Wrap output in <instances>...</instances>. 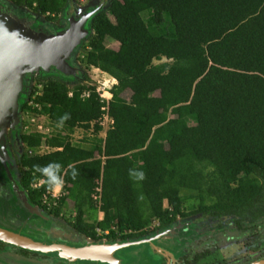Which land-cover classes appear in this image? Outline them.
Wrapping results in <instances>:
<instances>
[{
	"label": "trees",
	"instance_id": "16d2710c",
	"mask_svg": "<svg viewBox=\"0 0 264 264\" xmlns=\"http://www.w3.org/2000/svg\"><path fill=\"white\" fill-rule=\"evenodd\" d=\"M10 1L48 22L68 5ZM89 28L83 63L115 84L101 101L85 75L71 86L40 81L34 102L53 131L20 140L28 150L41 144L58 150L23 155L19 184L31 201L50 188L35 166L58 164L59 206L76 211L73 228L82 237L93 238L97 228L109 238L123 231L138 238L151 232L152 221L162 228L177 216L227 221L236 239L257 234L264 227V0H109ZM34 91L28 86L26 95ZM103 106L112 123L98 138ZM73 128L90 130L88 148L69 144ZM37 179L43 184L30 189ZM96 180L99 221L90 200ZM188 199L194 207L184 212Z\"/></svg>",
	"mask_w": 264,
	"mask_h": 264
},
{
	"label": "rangeland",
	"instance_id": "374dc122",
	"mask_svg": "<svg viewBox=\"0 0 264 264\" xmlns=\"http://www.w3.org/2000/svg\"><path fill=\"white\" fill-rule=\"evenodd\" d=\"M109 0H68V5L62 10V12L56 17L55 21L48 22L41 15L33 14L30 10L23 7H16L12 4L10 0H0V9H5L15 15L17 18H24L29 21L30 27L32 30L36 32H41L44 34H54L57 31H63L68 26V20H79L81 17L86 14H91V16L86 20L83 25V28L86 30V36L79 40V43L71 50L68 57L66 58V63L74 69V73L72 75H63L57 71L50 72H36L30 73L28 75H23V83H24V93L23 100L26 96V92L28 91V86L39 85L40 81L44 78H53L59 81H65L68 85H74L77 82H82V76L85 75L89 83L95 87V89L99 92V94L104 93L106 88H110L115 82L112 81L106 74L93 70L91 67H87L83 63L84 52L82 50L83 46L87 43V37L91 34V30L88 28V22L93 15L97 12L104 10L108 4ZM78 9H81V12H78ZM142 18L145 19L146 16L142 15ZM105 45L107 47L115 48V42L106 39ZM160 62H165L164 59L161 61H153L152 64H157ZM129 91H125L121 94V96L126 99L129 96ZM105 96V95H104ZM22 100V101H23ZM21 102V100L19 101ZM21 104V103H20ZM20 106V105H19ZM19 126L15 127V130L18 135L24 132L21 124L23 123V118L21 117V111L19 114ZM76 135L81 137L80 142L82 148H88L89 140L92 135L90 130H76ZM99 134V133H98ZM8 137V133L5 135ZM4 136V139H5ZM98 137V136H97ZM101 137V134H99ZM8 139V138H7ZM6 156H8V165L10 166V174L8 182L15 185V181L18 178L17 171L23 168V158H19L11 151H8ZM13 178V179H12ZM0 184L3 186H7L6 180L4 179L3 173L0 168ZM0 188V228L11 230L14 232H19L21 234L32 237L36 240L47 241V242H63L66 244L73 245L74 242L78 241V238L75 235V230L73 228L74 217L73 210L64 205L61 210V216L53 218L52 220L48 218H41L38 213L34 217L30 219V223L27 222L28 228H26L25 224H20L19 221H24L25 213L22 211L18 204V196L15 192H11L9 188ZM13 187V188H14ZM13 191H15L13 189ZM181 194L184 195H193V192L181 191ZM194 207V199H188L183 202V210L184 212L189 211ZM26 209V208H25ZM27 210V209H26ZM28 211V210H27ZM31 213V211H30ZM38 214V215H37ZM191 218V217H190ZM176 220H181L180 218H176ZM184 220H187L185 218ZM87 222V220H84ZM48 222V223H46ZM227 221H222L220 223L221 231H224L225 234H235V231H231L230 227L227 225ZM157 222L152 221L147 228H156ZM195 224L190 225L188 229L178 233L180 237L175 238L177 244H180L177 248L179 253H181L185 248H191L193 242L196 241V235H194L192 228ZM146 228V229H147ZM115 230V229H114ZM126 232V231H125ZM103 235H98L100 239ZM186 239V240H185ZM167 240V239H166ZM169 240V239H168ZM167 240V241H168ZM1 242V241H0ZM119 242L114 241L112 243ZM175 242V243H176ZM171 245L170 242H167ZM2 248L0 250V263L2 264H73V263H83V262H70L65 260H60L56 258H50L45 255H39L37 257L32 256H22L20 253L21 250L34 252L19 246H14L5 242H1ZM90 244H101V243H90ZM105 244H111V242H105ZM144 245L142 243L137 244L136 248H128V249H120L114 252L113 256L114 260L117 262H121L118 260L119 257L115 256L116 253L123 255L122 262L124 264H129L132 262L130 257H134L137 260L138 264H168L167 262L161 263L162 261L159 257H154L149 255L145 248H142ZM141 248V249H139ZM126 252V253H123ZM253 252V257H263L264 256V227L260 228L252 237H244L240 240L233 241L231 243H224L220 247V252L212 254V257L209 259H203L198 261L196 264H207L210 261H214L216 264H238L241 260L242 256L247 257L249 253ZM35 253V252H34ZM47 257V258H46ZM121 259V257H120ZM175 259V257H173ZM90 261V260H86ZM84 261V262H86ZM236 263H235V262ZM96 262V261H93ZM101 263V262H99Z\"/></svg>",
	"mask_w": 264,
	"mask_h": 264
},
{
	"label": "water",
	"instance_id": "95a60500",
	"mask_svg": "<svg viewBox=\"0 0 264 264\" xmlns=\"http://www.w3.org/2000/svg\"><path fill=\"white\" fill-rule=\"evenodd\" d=\"M78 12H81V9H78ZM92 13L77 21L69 19L68 26L63 31L44 34L32 30L31 23L26 19H19L9 11L0 9V129L4 123L8 124L9 129L15 128L18 124L17 107L24 89L23 75L38 71H57L64 75L74 73V69L66 63V58L79 40L86 36L83 25ZM20 203L28 211L34 210L25 200H21ZM155 239L70 245L36 240L19 232L0 228L1 242L70 262L90 260L111 263L115 261L113 258L115 251L136 248L140 243L152 244Z\"/></svg>",
	"mask_w": 264,
	"mask_h": 264
},
{
	"label": "flooded vegetation",
	"instance_id": "af4514ba",
	"mask_svg": "<svg viewBox=\"0 0 264 264\" xmlns=\"http://www.w3.org/2000/svg\"><path fill=\"white\" fill-rule=\"evenodd\" d=\"M90 21V20H89ZM88 28H89V22H88ZM90 29V28H89ZM8 133V137L5 135ZM21 135V134H20ZM20 135L17 134L16 131L13 130H7L6 133L3 134V136L0 138V168L3 173L4 179L6 180L7 186H3L0 184V188L2 186L4 188H9L11 192H15L19 198L17 201L22 211L25 213L24 221H19L20 224H25L26 228L27 222L30 223V219L34 217V213H38L41 218H48L52 220L53 218L60 217L61 213L60 210L63 206H59V200L62 196H60L57 199V203L55 207H52L50 209H46L44 206L40 204V198L38 203H34L31 201V198L28 194V192L21 187L19 184V171H17L18 178L15 181V187L10 182H8L9 174H10V166L8 165V156H6L8 151H11L13 154L18 156L19 158H23V155H25V148L20 140ZM5 136V139H4ZM8 138V139H7ZM13 179V178H12ZM14 187V188H13ZM3 189V188H2ZM13 189L15 191H13ZM35 190V189H32ZM21 200H25L28 205L33 208L34 213H30V211H27L24 207L21 205ZM93 206V205H92ZM94 208V206H93ZM73 210V217L75 221L76 211ZM188 212V211H187ZM37 214V215H38ZM98 214H96L97 217ZM181 220H176L173 222H170L166 227L159 228L158 223L156 228H147V230H150L151 232L145 234L142 237H132L131 233L129 231H123L116 235L114 238H109L106 234H103V236L99 239L98 235L95 234L93 238L91 237H82L75 233L76 237L78 238L77 242H74L73 245L77 244H86V243H107V242H137L144 239L149 238H156L152 244L144 245L142 248H145L146 252L151 256L159 257V259L162 261L161 263L167 262L168 264H185L184 262L187 260H191L192 256L198 252H201L205 249L209 250V253L205 257L199 258L197 261L189 264H196L198 261L203 259H209L212 257V254L216 252H220V247L224 243H231L233 241L240 240L244 237H240L238 239L235 238L236 234H225L224 231H221L220 229V223L214 222V221H208V220H196L194 216H184L179 217ZM176 217V218H177ZM191 217V218H190ZM187 218V220H184ZM48 223V222H46ZM195 224V226L192 228V231L194 235H196V241L192 243L191 248L184 249L181 253L177 250L178 246L181 244H177L175 241V238H179L180 234L179 231L183 232L186 229L190 227V225ZM179 230V231H178ZM235 231V230H234ZM254 235H251L252 237ZM123 237L124 239H121ZM248 238V237H247ZM168 241H167V240ZM186 240V239H185ZM167 242H170L168 244ZM176 242V243H175ZM141 249V248H139ZM22 254V251L20 252ZM27 256L37 257L38 255L34 252L27 251ZM126 253V252H123ZM253 252L249 253L247 257L242 256L238 264H263L264 262V256L263 257H253ZM23 256V255H22ZM117 257H119L118 260H121V262H117V260L111 262V263H99V262H93V261H86L83 263H73V264H124L122 262V258L124 259L123 255H120L119 253H116ZM215 256V254L213 255ZM121 257V259H120ZM175 257V259H173ZM47 258V257H46ZM114 258V256H113ZM132 262H129V264H138L136 262L135 256L132 258L130 257ZM116 259V258H114ZM235 262V261H234ZM236 263V262H235ZM68 264V263H67ZM207 264H216L214 261H210ZM225 264V263H224ZM237 264V263H236Z\"/></svg>",
	"mask_w": 264,
	"mask_h": 264
},
{
	"label": "built area",
	"instance_id": "2783aa9c",
	"mask_svg": "<svg viewBox=\"0 0 264 264\" xmlns=\"http://www.w3.org/2000/svg\"><path fill=\"white\" fill-rule=\"evenodd\" d=\"M98 71L97 69H95ZM31 87V86H30ZM35 88V91L30 94L26 95L22 104L24 105L23 109H21V117L23 118V123L21 124V127L24 130V134H37L42 136H47L50 134L53 130L49 124V120L47 117L42 113V107L39 106L34 102V97L37 96L40 93L41 90V85H35L33 86ZM109 88H106V91H108ZM98 93V97L100 98L101 101H106L108 100L103 94H99V92L96 90ZM70 95V94H68ZM82 97H86L87 93L83 92ZM100 110L103 112L100 115V118L97 121V124L100 126L101 130L99 131V134H104V132L111 126V119L107 116L105 113V107H101ZM76 130L83 131L81 128H73L72 132L69 135L68 142L71 146H78L82 147L81 145L83 144L80 142L81 137L76 135ZM97 134V136L99 135ZM58 150L56 148H50L44 144L39 145L35 149H25V153L27 156H41L43 154L52 152ZM44 180L43 179H37L36 181L32 182L29 187L30 189H37L43 184ZM63 195L61 185L58 189H55L54 187H50L49 189L44 190L41 193L40 196V204L44 206L46 209H50L52 207L56 206L57 199ZM90 200L92 205L94 206L95 209L98 210L97 214L100 215L102 214L99 211V207L101 205L100 202V180L95 181L94 188L90 194ZM163 208H166L170 210L166 202H163ZM94 232L96 235H103L106 234L107 232L100 231L99 229L95 228Z\"/></svg>",
	"mask_w": 264,
	"mask_h": 264
},
{
	"label": "clouds",
	"instance_id": "9594fccd",
	"mask_svg": "<svg viewBox=\"0 0 264 264\" xmlns=\"http://www.w3.org/2000/svg\"><path fill=\"white\" fill-rule=\"evenodd\" d=\"M37 171L43 172L48 180V184L50 187L59 188L62 184V180L58 177L57 172L59 171L60 165L58 164H50L47 167L40 168L39 166H35Z\"/></svg>",
	"mask_w": 264,
	"mask_h": 264
},
{
	"label": "crops",
	"instance_id": "0c3cea01",
	"mask_svg": "<svg viewBox=\"0 0 264 264\" xmlns=\"http://www.w3.org/2000/svg\"><path fill=\"white\" fill-rule=\"evenodd\" d=\"M32 29V28H31ZM57 32H60V31H57ZM57 32H55V33H57ZM54 33V34H55ZM93 70H95L94 68H92ZM38 72H43V71H38ZM50 72V71H49ZM33 73H36V72H33ZM25 75H28V74H25ZM64 75V74H63ZM108 76V75H107ZM24 77V76H23ZM109 77V76H108ZM112 81H114L111 77H109ZM115 82V81H114ZM22 83H23V78H22ZM115 84V83H114ZM23 86H24V83H23ZM24 90H26V89H23V91H22V93L20 94V100H21V102H19L18 103V107H17V116H18V124H17V127L19 126V124H20V122H19V114H20V111H21V109L22 108H20V107H22V100H23V93H24ZM104 92H107V96H105L107 99H109L110 98V95L108 94V91H104ZM27 93V92H26ZM104 95V94H103ZM21 103V104H20ZM20 105V106H19ZM8 130H15V128H13V129H9L8 128ZM21 135H27V134H24V133H22ZM103 136H104V134H102L101 135V137H99V135H98V138H103ZM88 145H89V143H88ZM82 148V147H81ZM55 189H58V188H55ZM96 219L99 221V220H101L102 219V214H100V215H97V217H96ZM86 223H91V221H87Z\"/></svg>",
	"mask_w": 264,
	"mask_h": 264
},
{
	"label": "bare ground",
	"instance_id": "6f19581e",
	"mask_svg": "<svg viewBox=\"0 0 264 264\" xmlns=\"http://www.w3.org/2000/svg\"><path fill=\"white\" fill-rule=\"evenodd\" d=\"M104 95L107 96V92H104ZM8 130V124L4 123L0 129V138L3 136L4 133Z\"/></svg>",
	"mask_w": 264,
	"mask_h": 264
}]
</instances>
